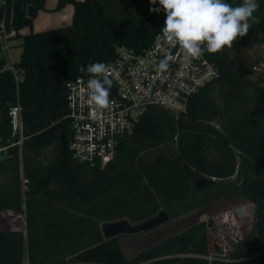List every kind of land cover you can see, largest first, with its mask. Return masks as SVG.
<instances>
[{
  "label": "trees",
  "instance_id": "trees-1",
  "mask_svg": "<svg viewBox=\"0 0 264 264\" xmlns=\"http://www.w3.org/2000/svg\"><path fill=\"white\" fill-rule=\"evenodd\" d=\"M257 2L260 21L246 36L233 48L204 52L220 78L191 95L185 113L150 107L104 167L70 150L67 82L88 75L81 66L108 63L119 44L148 48L163 29V10L150 13L160 7L150 0H58L56 10L74 5L70 25L22 34L46 0L0 3V24L17 31L13 39L22 41L23 53L16 65L26 71L18 89L0 57V147H7L0 152V264H209L203 255L212 248V221H198L131 259L119 236L104 238L102 224L139 222L161 210L175 219L236 197L254 204L255 220L234 256L259 253L257 263L264 264V72L252 79L233 59L248 35L264 45V0ZM17 103L22 144L10 116ZM170 143L175 152L147 158Z\"/></svg>",
  "mask_w": 264,
  "mask_h": 264
},
{
  "label": "built area",
  "instance_id": "built-area-1",
  "mask_svg": "<svg viewBox=\"0 0 264 264\" xmlns=\"http://www.w3.org/2000/svg\"><path fill=\"white\" fill-rule=\"evenodd\" d=\"M6 1L0 0V3L6 5ZM0 26V50L6 60L2 70L13 73L19 89L25 80L26 71L16 65L11 55L12 38L17 31L7 29L5 21ZM137 51L140 53L137 54ZM168 54L173 59L169 68L161 71L159 62ZM106 65L111 71L116 90L115 94H110V105L106 109L98 111L88 99L89 75H81L67 82V117L72 126L70 150L77 160L102 167L114 159L121 138L133 132L141 116L150 107L161 106L176 115L185 113L189 97L201 92L221 76L218 66L205 53L199 58L186 57L179 45L164 38L162 31L155 35L151 45L144 50L117 45L115 57ZM259 69L264 72V67ZM10 116L14 134H19V144H22L24 124L20 103L11 107ZM6 149L0 147V152ZM242 206L246 211L250 210L252 229L255 206L250 202H244ZM239 212L234 207L214 217L211 226L218 233L210 252L203 255L209 264H258L259 253L234 256L237 244L245 236L242 228L244 220H240Z\"/></svg>",
  "mask_w": 264,
  "mask_h": 264
},
{
  "label": "clouds",
  "instance_id": "clouds-1",
  "mask_svg": "<svg viewBox=\"0 0 264 264\" xmlns=\"http://www.w3.org/2000/svg\"><path fill=\"white\" fill-rule=\"evenodd\" d=\"M150 13L163 10L165 19L162 35L174 45H179L186 57L199 58L205 51L217 53L225 47L233 48L238 37L248 34L252 24L259 23L254 16L260 5L257 0H242L233 6L226 0H150ZM173 59L166 55L159 62V70L166 71ZM87 73L88 99L98 110L110 105V90L113 86L111 71L104 62L81 66Z\"/></svg>",
  "mask_w": 264,
  "mask_h": 264
},
{
  "label": "rangeland",
  "instance_id": "rangeland-1",
  "mask_svg": "<svg viewBox=\"0 0 264 264\" xmlns=\"http://www.w3.org/2000/svg\"><path fill=\"white\" fill-rule=\"evenodd\" d=\"M71 23V22H70ZM31 29V27H29ZM18 50H14L13 54L16 60H20V55L18 52H22V47L18 44ZM0 56L2 54L0 53ZM233 59L235 62V67L239 73L246 72V74L252 79L259 77L262 71L259 68L264 67V45L255 44L252 41L251 36H247L245 40L238 42L237 46L233 51ZM14 60V59H13ZM177 149L175 143H170L165 148L159 150H152L147 153V158L152 159L156 153H173ZM243 198H234L229 200H223L213 206H206L201 209H196L186 214H183L175 219H170L167 223L146 232H141L137 234H124L119 236L122 243V247L127 258L131 259L136 256L140 251L149 248L150 246L160 242L161 240L167 238L170 235H174L185 230L187 227L195 224L198 221H212L218 214L237 207L240 210L239 218L243 221V229L245 233L251 227V217L249 211L242 206L244 205ZM178 208V207H177ZM252 213V211H251ZM243 216V217H242ZM217 229L211 226L209 230V240L211 245L213 244L216 236Z\"/></svg>",
  "mask_w": 264,
  "mask_h": 264
},
{
  "label": "crops",
  "instance_id": "crops-1",
  "mask_svg": "<svg viewBox=\"0 0 264 264\" xmlns=\"http://www.w3.org/2000/svg\"><path fill=\"white\" fill-rule=\"evenodd\" d=\"M57 3L58 0H46V9L39 10L37 12L34 18L33 28L30 29L29 27H25L20 31V33L28 34L32 31L38 32L47 29L70 25L73 20L74 5L70 3L67 4L63 9L56 10ZM18 44L22 47V41L20 39L12 38L11 55L16 62H18L19 60L15 59L13 51L18 50L17 48ZM0 53L2 54V56L0 57L4 58V55L1 50ZM22 53H23V47H22V52H18L19 55L21 54L20 58L22 56Z\"/></svg>",
  "mask_w": 264,
  "mask_h": 264
},
{
  "label": "water",
  "instance_id": "water-1",
  "mask_svg": "<svg viewBox=\"0 0 264 264\" xmlns=\"http://www.w3.org/2000/svg\"><path fill=\"white\" fill-rule=\"evenodd\" d=\"M34 12V6H29L28 16L32 17L34 15ZM139 53L140 51H137V54ZM115 93L116 90L112 86L110 94L113 95ZM169 220V213L166 210H161L156 215L139 222H132L127 218L116 221L104 222L102 224V232L105 239H110L124 234H137L141 232L150 231L167 223Z\"/></svg>",
  "mask_w": 264,
  "mask_h": 264
}]
</instances>
